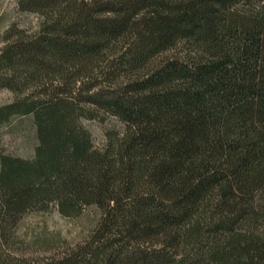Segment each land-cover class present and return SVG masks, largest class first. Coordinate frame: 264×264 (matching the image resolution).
<instances>
[{
	"label": "trees",
	"instance_id": "obj_1",
	"mask_svg": "<svg viewBox=\"0 0 264 264\" xmlns=\"http://www.w3.org/2000/svg\"><path fill=\"white\" fill-rule=\"evenodd\" d=\"M42 19L0 54V264H264V0H16ZM120 123L97 148L84 120ZM56 208L99 224L59 258L17 230Z\"/></svg>",
	"mask_w": 264,
	"mask_h": 264
},
{
	"label": "rangeland",
	"instance_id": "obj_2",
	"mask_svg": "<svg viewBox=\"0 0 264 264\" xmlns=\"http://www.w3.org/2000/svg\"><path fill=\"white\" fill-rule=\"evenodd\" d=\"M42 19L37 15L19 11L16 0H0V54L7 45L12 29L26 34H36ZM16 95L7 90L0 91V108L16 101ZM91 132L94 144L102 148L105 133L120 123L110 117L103 120H84ZM38 145L36 131L31 118H12L0 126V151L22 159H32ZM95 209L87 210L81 217L69 219L61 216L56 208L44 213L27 215L17 230L24 258L37 262L59 258L68 251L84 244L99 224Z\"/></svg>",
	"mask_w": 264,
	"mask_h": 264
}]
</instances>
